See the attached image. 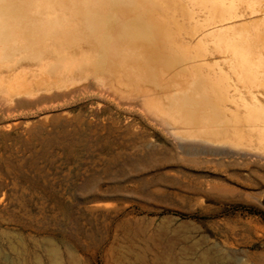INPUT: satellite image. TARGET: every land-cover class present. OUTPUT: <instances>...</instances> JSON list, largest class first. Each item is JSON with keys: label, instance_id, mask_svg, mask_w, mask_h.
<instances>
[{"label": "rangeland", "instance_id": "374dc122", "mask_svg": "<svg viewBox=\"0 0 264 264\" xmlns=\"http://www.w3.org/2000/svg\"><path fill=\"white\" fill-rule=\"evenodd\" d=\"M85 95L0 112V264H264L263 153L184 148Z\"/></svg>", "mask_w": 264, "mask_h": 264}, {"label": "bare ground", "instance_id": "6f19581e", "mask_svg": "<svg viewBox=\"0 0 264 264\" xmlns=\"http://www.w3.org/2000/svg\"><path fill=\"white\" fill-rule=\"evenodd\" d=\"M262 70L264 0H0L4 114L119 92L184 148L264 154Z\"/></svg>", "mask_w": 264, "mask_h": 264}]
</instances>
